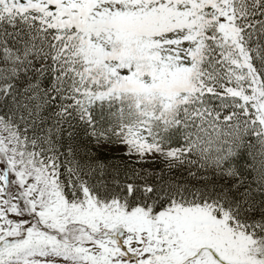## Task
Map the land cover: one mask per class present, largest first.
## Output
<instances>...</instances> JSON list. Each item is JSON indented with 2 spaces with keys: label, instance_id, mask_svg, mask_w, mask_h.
Segmentation results:
<instances>
[{
  "label": "snow or ice",
  "instance_id": "6c2138e0",
  "mask_svg": "<svg viewBox=\"0 0 264 264\" xmlns=\"http://www.w3.org/2000/svg\"><path fill=\"white\" fill-rule=\"evenodd\" d=\"M0 264H264V0H0Z\"/></svg>",
  "mask_w": 264,
  "mask_h": 264
},
{
  "label": "trees",
  "instance_id": "16d2710c",
  "mask_svg": "<svg viewBox=\"0 0 264 264\" xmlns=\"http://www.w3.org/2000/svg\"><path fill=\"white\" fill-rule=\"evenodd\" d=\"M110 154H115V153H110Z\"/></svg>",
  "mask_w": 264,
  "mask_h": 264
}]
</instances>
